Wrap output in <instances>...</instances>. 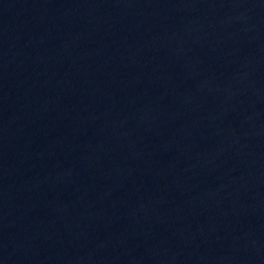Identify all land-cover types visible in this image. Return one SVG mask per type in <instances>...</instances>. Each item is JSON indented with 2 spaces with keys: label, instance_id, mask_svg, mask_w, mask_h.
<instances>
[{
  "label": "water",
  "instance_id": "95a60500",
  "mask_svg": "<svg viewBox=\"0 0 264 264\" xmlns=\"http://www.w3.org/2000/svg\"><path fill=\"white\" fill-rule=\"evenodd\" d=\"M0 264H264V0H0Z\"/></svg>",
  "mask_w": 264,
  "mask_h": 264
}]
</instances>
